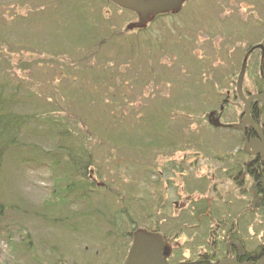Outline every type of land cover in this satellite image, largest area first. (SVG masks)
Masks as SVG:
<instances>
[{"label": "rangeland", "instance_id": "1", "mask_svg": "<svg viewBox=\"0 0 264 264\" xmlns=\"http://www.w3.org/2000/svg\"><path fill=\"white\" fill-rule=\"evenodd\" d=\"M258 45L264 0H178L144 18L106 0H0V81L26 118L0 158V264H123L156 221L176 261L195 260L213 225L183 209L220 193L211 214L226 215L255 194L236 176L249 156L235 90L264 88ZM71 148L91 157L86 200L67 190L72 160L87 164ZM251 215L263 244L264 210Z\"/></svg>", "mask_w": 264, "mask_h": 264}, {"label": "flooded vegetation", "instance_id": "2", "mask_svg": "<svg viewBox=\"0 0 264 264\" xmlns=\"http://www.w3.org/2000/svg\"><path fill=\"white\" fill-rule=\"evenodd\" d=\"M154 3H147L150 5L156 6L158 9L155 12H152L150 14L158 13L159 11L167 12L169 10L170 6L177 2L178 0H153ZM262 46V45H261ZM264 48V46H262ZM256 50H259L261 53V62H264V51L257 48ZM260 72L262 74V78H264V73L262 70V67L260 68ZM241 91V90H240ZM235 96L239 100L237 90H235ZM242 93V91H241ZM257 94H260L259 92ZM242 95L247 98L251 95L243 94ZM240 101V100H239ZM241 102V101H240ZM250 108V117L253 122V124L263 133L264 136V116H259V118H254L253 114V108H255L256 111H259L260 108H262L261 103H253V101L249 104ZM263 109V108H262ZM264 110V109H263ZM255 120H254V119ZM214 125V124H213ZM241 140L245 144H248L250 141L254 140L256 138V135L254 132L247 128L246 126L241 128ZM261 146L263 145L262 142H260ZM246 152V150H245ZM247 154V153H246ZM248 156V154H247ZM217 160H222V158H217ZM257 161V163L260 165L259 167V174L261 175V182L264 181V164L262 163V158L257 156H249V160L245 163H243V169H241L239 172H237V177L239 178V183L243 185V180H241V177L247 176L252 181H257L258 179L256 177H253L251 173L248 171V167L251 164V162ZM263 165V166H261ZM244 170V172H243ZM85 174V173H84ZM260 177V176H259ZM89 180L91 181L92 175L88 176ZM259 180V181H260ZM92 182V181H91ZM253 183V182H252ZM259 184V183H257ZM98 186V185H97ZM263 186V185H262ZM254 190V189H253ZM256 192L257 195H253L252 201L248 207L244 208L243 210H235L233 213L229 212L225 215V213L228 211H225L224 209L217 211L216 215L213 216L211 214V208L213 206V203L215 204V201L218 200V202L222 201V196L220 193H216L217 197L210 198L209 196L206 199H202L199 202H192L191 207L187 208L185 207L184 212L185 214H189V217H193L196 219V221L199 223L202 218H207L211 221L212 225L207 230V240L206 244L201 242V246L204 244L205 249L202 247V250L196 254V258L193 261H176V254L178 253L181 246L176 247L173 251L168 248L171 240L170 238H167L163 236L160 232V224L158 221L151 224V227L145 228L143 231L149 234H154L159 236L162 242V249H161V258L165 261L166 264H219L223 260H229L230 262L234 264H264L260 263V261L264 258V243H257L252 236L253 233L250 234L248 231V228L251 227V221H253V217L251 214L256 216L257 212L261 211L264 206V188L260 193L258 191ZM215 200V201H214ZM201 205V211L196 210V206ZM173 206L175 209H178V204L174 203ZM198 209V207H197ZM250 214V215H249ZM186 215V216H187ZM249 215V217L247 216ZM183 216V217H186ZM251 216V217H250ZM183 217H179L176 215L175 218H179L177 220V225H179L178 232L176 234V237H173L174 241L178 239L181 232V225ZM164 221V220H163ZM198 225L192 226V228H197ZM134 235V233H133ZM133 240V237H132ZM232 242H237L236 244H231ZM132 243V242H131ZM172 262V263H171ZM231 264V263H228Z\"/></svg>", "mask_w": 264, "mask_h": 264}, {"label": "water", "instance_id": "3", "mask_svg": "<svg viewBox=\"0 0 264 264\" xmlns=\"http://www.w3.org/2000/svg\"><path fill=\"white\" fill-rule=\"evenodd\" d=\"M120 9H133L138 12L142 18L149 15L152 12L157 11V7L150 4H140L138 0H106ZM259 48L264 51V48L261 45H258L254 48ZM242 76V74H241ZM237 94L239 100L241 101L243 123L240 127H247L251 129L256 138L246 144V153L248 156H257L259 155L262 158V163L264 164V136L263 133L253 124L250 117V108L249 104L251 101L253 103H261L262 108L264 109V93L254 94L245 98L240 91V82L237 83ZM214 126H217V122L214 121ZM262 142V146L260 144ZM231 244H236L237 242H232ZM161 249L162 242L159 236L154 234L146 233L143 230L137 231L133 235V240L128 251V254L123 262V264H166L165 261L161 258ZM234 264L229 260H223L219 264ZM264 263V258L260 261Z\"/></svg>", "mask_w": 264, "mask_h": 264}, {"label": "trees", "instance_id": "4", "mask_svg": "<svg viewBox=\"0 0 264 264\" xmlns=\"http://www.w3.org/2000/svg\"><path fill=\"white\" fill-rule=\"evenodd\" d=\"M68 3H71V2L69 1ZM77 4L78 3L76 4L71 3L72 5L70 6L71 10L73 12L82 13L83 9H80L79 6H76ZM262 68H263V73H264V67ZM259 93H264L263 87L259 89ZM17 102H18L17 98L14 95L8 94L6 84L0 81V158L2 155H4L5 151L8 148H10L11 146H14L17 143L20 132L26 124L25 116L20 115L14 111V106L17 104ZM253 114H255L254 118L257 119L259 118V116H264V110L260 108L259 111H256L255 108H253ZM65 134L66 133L64 134L60 133L59 137L62 138L63 140H66ZM80 150L81 149H75V148L67 149V154L69 155L70 159H73V156L76 155L80 159L84 160L85 158L87 161V164L85 163L84 165H80V164L76 165L75 163L76 160H72L71 167L73 170V175L77 177L78 180L68 181L67 190L69 191V194L72 192H75L76 196H79V199L85 198L86 200L87 193L89 192L87 189L91 188L92 183L89 180L88 176L86 177L84 173H85V170L89 166V162H90L89 160L91 157L90 155L80 154L81 152ZM259 167L260 165L257 163V161L251 162V164L248 167L249 173H251L253 177H256L257 179L259 178L257 181L251 180L254 184L253 191L256 190L258 191V193H260L262 189L264 188V181L261 182L260 180L261 173L259 174V170H260ZM263 172L264 170L262 171V173ZM255 195H257L256 192H255ZM263 210H264V206H263ZM1 213H2V207L0 206V214Z\"/></svg>", "mask_w": 264, "mask_h": 264}]
</instances>
